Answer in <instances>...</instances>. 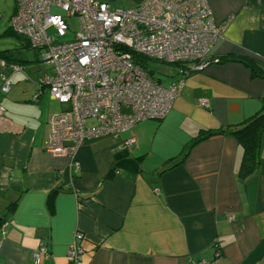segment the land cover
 Instances as JSON below:
<instances>
[{
	"label": "crops",
	"instance_id": "obj_1",
	"mask_svg": "<svg viewBox=\"0 0 264 264\" xmlns=\"http://www.w3.org/2000/svg\"><path fill=\"white\" fill-rule=\"evenodd\" d=\"M208 1L225 25L212 49L219 62L188 75L163 118L86 139L77 171L45 149L56 101L38 79L49 69L6 28L14 42L0 50V75L10 81L0 92V218L8 221L0 264H35L42 242L49 256L39 264H66L76 232L86 239L83 264H192L215 253L216 264H264V139L246 181L237 177L242 148L232 135L187 150L200 132L239 126L264 105V78L233 60L264 63V0ZM128 137L134 145L121 147Z\"/></svg>",
	"mask_w": 264,
	"mask_h": 264
},
{
	"label": "built area",
	"instance_id": "obj_2",
	"mask_svg": "<svg viewBox=\"0 0 264 264\" xmlns=\"http://www.w3.org/2000/svg\"><path fill=\"white\" fill-rule=\"evenodd\" d=\"M69 18L76 19L77 30L63 39L70 32ZM224 27L215 22L208 0H142L125 9L112 8L108 0H15L10 29L49 69L39 85L65 106L50 116L46 151L70 159L77 171V152L86 139L116 137L140 121L163 118L186 77L219 62L212 49ZM134 55L171 64L174 72L170 78L151 77L134 62ZM19 70L11 64V71ZM9 89V78L1 74L0 92ZM200 105L208 106L207 100L201 99ZM134 143L128 137L120 146ZM7 225L1 217L0 237ZM85 243L84 235L76 232L66 264H83ZM218 255L192 264H216ZM48 256L45 242L31 253L35 264Z\"/></svg>",
	"mask_w": 264,
	"mask_h": 264
},
{
	"label": "trees",
	"instance_id": "obj_3",
	"mask_svg": "<svg viewBox=\"0 0 264 264\" xmlns=\"http://www.w3.org/2000/svg\"><path fill=\"white\" fill-rule=\"evenodd\" d=\"M5 51H1L0 55H3ZM233 60L243 62L245 65H247L251 69L253 76L264 78V63L249 58H236ZM149 61L152 60L142 56L134 55V62L146 69L151 77H157L154 76L153 72L149 70ZM223 132L235 137L238 144L242 148V156L238 166L237 177L242 181H246L257 172L260 164L261 145L262 139H264V105H262L260 110L248 117L239 126L200 132L193 138L187 150L196 142L211 135L221 134ZM187 150L184 152L181 159L185 157Z\"/></svg>",
	"mask_w": 264,
	"mask_h": 264
},
{
	"label": "rangeland",
	"instance_id": "obj_4",
	"mask_svg": "<svg viewBox=\"0 0 264 264\" xmlns=\"http://www.w3.org/2000/svg\"><path fill=\"white\" fill-rule=\"evenodd\" d=\"M110 6L112 8L117 9H125L128 7H131L129 0H115V1H109ZM14 0H0V50L2 48H5V46L11 45L14 41V38L12 36L4 35V31L8 26H10V17L14 13ZM62 13V11L52 8V11H55ZM13 12V13H12ZM68 22L70 24L69 33L63 38V39H69L72 37V33L77 30V24L75 18H69ZM148 68L150 71L153 72L154 76H165V78H170L171 74L174 72V66L168 63L164 62H156V61H149L148 62ZM55 101V100H54ZM55 103V112H59L65 108V106L62 104H58V102ZM93 121H89V125L92 124Z\"/></svg>",
	"mask_w": 264,
	"mask_h": 264
},
{
	"label": "water",
	"instance_id": "obj_5",
	"mask_svg": "<svg viewBox=\"0 0 264 264\" xmlns=\"http://www.w3.org/2000/svg\"><path fill=\"white\" fill-rule=\"evenodd\" d=\"M108 1H115V0H108Z\"/></svg>",
	"mask_w": 264,
	"mask_h": 264
}]
</instances>
